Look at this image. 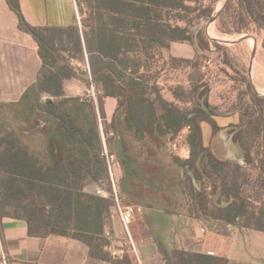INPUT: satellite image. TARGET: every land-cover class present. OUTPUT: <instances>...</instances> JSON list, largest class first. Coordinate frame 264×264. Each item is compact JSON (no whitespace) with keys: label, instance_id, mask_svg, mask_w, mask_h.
<instances>
[{"label":"trees","instance_id":"1","mask_svg":"<svg viewBox=\"0 0 264 264\" xmlns=\"http://www.w3.org/2000/svg\"><path fill=\"white\" fill-rule=\"evenodd\" d=\"M191 1L76 0L78 8L86 6L90 14L80 32L77 25L34 27L24 18L20 1L7 0L19 29L38 43L43 65L37 84L19 103L6 107L17 128L0 135V217L23 218L11 216L9 210L38 205L43 217L25 218L31 235L72 238L85 244L91 257L113 261L105 252L111 243L107 231L113 203L93 190L107 175L99 120L107 124L104 99L113 97L119 105L109 126L120 137L113 148L129 203L264 232V214L251 210L244 189L248 179L242 173L255 163L250 143L260 137L264 141V118L246 122V112L239 125L220 128L215 117L223 113L210 105L204 87L194 90L193 109L184 110L165 100L153 78L142 73L141 54L152 56L172 42H189L204 56L210 50L194 41L191 22L182 27L172 19V12L193 11L187 4ZM234 3L230 0L220 14L222 25H227ZM238 5V22L244 26L252 21L264 31V0H238ZM204 14L211 17L214 9ZM68 46L82 60L88 56L91 80L71 63L76 58L66 54ZM73 78L102 90L97 105L67 96L64 82ZM204 122L214 135L225 132L232 137L235 159L223 160L205 147ZM185 128L190 130L191 156L181 160L171 146ZM160 251L165 264H241L177 245H160ZM122 263L131 264L130 258Z\"/></svg>","mask_w":264,"mask_h":264},{"label":"crops","instance_id":"2","mask_svg":"<svg viewBox=\"0 0 264 264\" xmlns=\"http://www.w3.org/2000/svg\"><path fill=\"white\" fill-rule=\"evenodd\" d=\"M19 1L24 18L34 27L69 28L77 25L80 32L83 31L82 19L81 26L77 19L79 9L76 0ZM180 26L186 27V22ZM156 55L166 63L160 75L166 78L167 84L189 92L195 82L193 73L201 70V63L205 59L203 52L189 42H172L168 48L157 50ZM198 61L201 63L195 64ZM71 63L75 66L83 63L86 67L81 72L85 73L86 79L91 80L87 55L82 62L71 59ZM42 65L38 43L31 35L19 29L18 17L10 9L7 0H0V107H13L20 102L27 91L37 84ZM89 87L76 78L64 82L68 97L81 96ZM99 93L103 94L101 89ZM168 93L169 102L182 107L180 99L174 93ZM161 94L166 98L165 91L161 90ZM190 104L186 103L187 106ZM118 105L116 98L104 99L107 124L112 122ZM210 105L213 106L212 103ZM220 113L223 116L215 117L220 128L236 126L241 122V112L237 109ZM202 130L205 147L212 148L221 133L232 145L231 136L225 132L214 135L208 123H202ZM180 134L189 145V128ZM233 159V151L231 158H223ZM202 228L206 229L204 235ZM131 233L136 253L112 209L107 231L111 243L105 252L113 261H107L91 257L89 248L78 240L57 235L45 237L38 232L31 235L25 218L0 217V264H123L125 257L130 258L131 264H165L160 245H177L207 255L212 253V256L226 258L234 263L264 264V232L236 225L205 222L186 216L176 217L143 208L142 214L131 225Z\"/></svg>","mask_w":264,"mask_h":264},{"label":"rangeland","instance_id":"3","mask_svg":"<svg viewBox=\"0 0 264 264\" xmlns=\"http://www.w3.org/2000/svg\"><path fill=\"white\" fill-rule=\"evenodd\" d=\"M226 2L227 0H193L187 3L193 8V11L187 13L172 12L171 16L174 23L183 25L185 21L191 22L193 39L200 47L206 48V46H210V50L205 52V59H203L202 63L199 61L195 63H201V70L193 73L195 82L189 92L167 84L166 78L160 75L165 70L166 63L160 65L157 62L154 58L156 50L152 52V56L141 54L142 73L152 77V81L157 83L160 91H165L167 99H164L168 102V99H170L168 92L174 93L182 102L181 109H193V92L199 87H204L205 89L203 90L208 91L209 103H212L213 108L217 112L231 111L241 107V114L248 113V116L245 117L246 122H263L264 31L252 21L247 20L244 26L238 22V18L242 13L238 0H235V6L230 11L227 25H222L218 19L211 23V19L222 10ZM207 8L214 9V14L211 17H206L204 14ZM79 15L80 17L82 16V26L84 27V24L90 21V14L86 6H84L83 10L79 9ZM237 28H242V30L240 32L233 31ZM226 30H231L232 32L226 33ZM251 38L254 39L255 44ZM236 41L239 42L231 44ZM68 47L69 52L66 54H71L76 58L75 60L82 62V59L74 53L72 46ZM254 51L255 55L253 56ZM206 60H211L213 67L203 70L202 67ZM76 67L81 70L86 66L83 63H78ZM255 87L256 90L254 89ZM88 90L85 93H81L82 95L78 97L84 101L94 103L91 100L92 98L88 97ZM253 94H256L262 101L256 100ZM95 95L98 104V98L101 95L98 87L95 88ZM198 96L199 93L196 94V97ZM187 102L191 104L187 106ZM102 122L107 143L111 151L117 154L113 147L120 141V137L110 128L109 124ZM14 128H17V124L12 119L11 113L6 107H0V135L7 134ZM111 133H114V135L112 136ZM248 137L245 138L247 140L249 138L252 139V137ZM250 145L255 163L242 170V173L248 179L244 189L250 197L251 210L264 214V170L262 168L264 164V141L260 137L256 140V143H250ZM211 149L219 158L229 159L232 157L231 146L222 133L218 134ZM9 214L36 220L42 218L44 212L38 205L35 207L33 204L31 206L29 204L28 207L10 209Z\"/></svg>","mask_w":264,"mask_h":264},{"label":"built area","instance_id":"4","mask_svg":"<svg viewBox=\"0 0 264 264\" xmlns=\"http://www.w3.org/2000/svg\"><path fill=\"white\" fill-rule=\"evenodd\" d=\"M77 19L79 25L81 26V17L79 13L77 14ZM154 58L160 65L165 64V62L160 58L159 55L155 54ZM212 67L213 62L211 60H206L202 68L203 70H206ZM95 88V85L92 83L90 85V89L88 90V97L92 98L91 100H93V102L97 105ZM99 129L103 144L101 157L105 163L107 175L104 180H101L94 186L93 190L96 195L112 201V209L124 227V230L129 238L132 250L136 253L137 250L132 238L131 225L135 218L138 215L142 214L143 207L129 203L124 197L121 189L123 176L122 168L117 155L111 151L107 143L105 136L106 134L104 132V124L101 119L99 120ZM111 135L113 136L114 133H111ZM171 151L176 157L180 158L181 160L190 159L191 149L190 146L186 143L185 139L182 137V134H179L175 141L172 143ZM201 232L203 235L206 234V229L202 228ZM107 236L110 237L109 234ZM210 255H212V253H210Z\"/></svg>","mask_w":264,"mask_h":264},{"label":"water","instance_id":"5","mask_svg":"<svg viewBox=\"0 0 264 264\" xmlns=\"http://www.w3.org/2000/svg\"><path fill=\"white\" fill-rule=\"evenodd\" d=\"M230 2V0H227V2H226V4H225V6L222 8V10L221 11H219L212 19H211V23L212 22H215L218 18H219V16H220V14L222 13V11L225 9V7L228 5V3ZM237 42H239V41H236V42H232L231 44H235V43H237ZM255 47H256V45H255ZM255 55V51H254V53H253V56ZM253 62V61H252ZM255 90H256V87L254 88Z\"/></svg>","mask_w":264,"mask_h":264},{"label":"bare ground","instance_id":"6","mask_svg":"<svg viewBox=\"0 0 264 264\" xmlns=\"http://www.w3.org/2000/svg\"><path fill=\"white\" fill-rule=\"evenodd\" d=\"M252 39V38H251ZM253 40V42H254V44H255V41H254V39H252Z\"/></svg>","mask_w":264,"mask_h":264}]
</instances>
